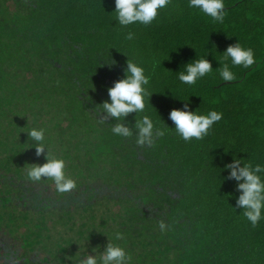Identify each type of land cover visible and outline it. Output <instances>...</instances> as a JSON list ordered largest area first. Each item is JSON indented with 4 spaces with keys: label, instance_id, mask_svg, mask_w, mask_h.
Instances as JSON below:
<instances>
[{
    "label": "trees",
    "instance_id": "trees-1",
    "mask_svg": "<svg viewBox=\"0 0 264 264\" xmlns=\"http://www.w3.org/2000/svg\"><path fill=\"white\" fill-rule=\"evenodd\" d=\"M225 7L219 23L170 0L150 25L122 27L114 0H0V264H72L85 240L89 251L118 244L129 264H264V219L253 227L234 209L236 182L223 179L234 154L264 165V0ZM236 42L255 63L229 62L236 78L221 81L222 52ZM204 55L213 72L181 83L177 71ZM127 58L150 77L144 114L172 127L151 147L101 116ZM185 102L222 113L201 140L184 141L168 119ZM33 126L65 161L70 192L28 179V163L45 162L22 132Z\"/></svg>",
    "mask_w": 264,
    "mask_h": 264
},
{
    "label": "clouds",
    "instance_id": "clouds-1",
    "mask_svg": "<svg viewBox=\"0 0 264 264\" xmlns=\"http://www.w3.org/2000/svg\"><path fill=\"white\" fill-rule=\"evenodd\" d=\"M170 0H114L115 20L122 27L133 24L150 25L157 17L158 10L166 7ZM188 7L196 9L202 14L210 17L212 21L223 23L227 14L225 0H188ZM135 34L129 31L127 40H133ZM223 53V61L218 69L221 81L230 82L236 77L229 67L240 66L244 69L255 63L254 52L250 48L243 47L240 43L229 44ZM183 64V70L177 71L178 80L186 85H195L197 81L213 72L212 63L206 55L194 58ZM109 69L114 65L103 62ZM101 64V63H100ZM150 77L145 74L143 66L127 58L126 67L123 68V76L112 82L107 87V99L99 105L101 116L105 120H115L111 128L114 135L129 138L135 136V142L139 146L154 145L157 138L166 135L169 127L163 122V127H157L153 119L145 113V100L151 93L148 91ZM185 99L184 101H187ZM134 114L131 121L127 118ZM139 118H136L137 115ZM222 113L210 110L206 114L191 110L189 103L185 102L182 108H173L168 113V119L172 122L175 132L186 142L192 139H203L212 128L213 124L220 121ZM133 129L135 131H133ZM31 146L35 149L37 158L43 155V163H28L25 172L29 180L39 182L50 180L54 183L59 193H67L76 188V182L66 174L65 161L52 154L46 142L45 129L33 126L27 131ZM29 148V147H28ZM223 169L227 171L225 180L236 182L238 195L235 198V208L243 210V216L253 227L264 219V165L245 158H237L235 154L231 162L225 163ZM221 171V169H220ZM229 195H233L229 193ZM161 231L166 225L160 223ZM117 239H122V234L116 233ZM88 251V240L79 245L75 260L69 259L72 264H129L131 257L125 249L118 244L107 240L100 250V246ZM68 257H72L68 256Z\"/></svg>",
    "mask_w": 264,
    "mask_h": 264
},
{
    "label": "rangeland",
    "instance_id": "rangeland-1",
    "mask_svg": "<svg viewBox=\"0 0 264 264\" xmlns=\"http://www.w3.org/2000/svg\"><path fill=\"white\" fill-rule=\"evenodd\" d=\"M0 187H1V182H0ZM23 207L24 206L22 205L20 208H23ZM56 215L58 216V214H56ZM46 224H49V225L53 224L52 219L51 220L47 219ZM56 229H62V226L57 224ZM19 230H20L19 233H21V232H23L25 230V227L22 226ZM55 231H56L55 229H50V234H54ZM89 254H92L91 251H89ZM40 255H42V256L44 255V251L43 250L40 251Z\"/></svg>",
    "mask_w": 264,
    "mask_h": 264
}]
</instances>
